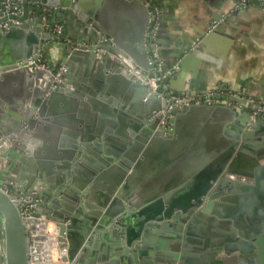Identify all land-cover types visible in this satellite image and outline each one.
I'll list each match as a JSON object with an SVG mask.
<instances>
[{
    "label": "water",
    "instance_id": "1",
    "mask_svg": "<svg viewBox=\"0 0 264 264\" xmlns=\"http://www.w3.org/2000/svg\"><path fill=\"white\" fill-rule=\"evenodd\" d=\"M21 6L0 17V264H41L39 219L69 264H264V118L202 102L161 125L172 103L148 84L141 0ZM45 7L74 13L91 39L68 43ZM59 42L62 64L40 66ZM28 198L38 203L25 220Z\"/></svg>",
    "mask_w": 264,
    "mask_h": 264
},
{
    "label": "crops",
    "instance_id": "2",
    "mask_svg": "<svg viewBox=\"0 0 264 264\" xmlns=\"http://www.w3.org/2000/svg\"><path fill=\"white\" fill-rule=\"evenodd\" d=\"M141 1L152 13L156 9L160 12L154 53L163 70L177 64L181 69L168 82L164 81L168 91L205 93L224 88L244 94L239 107L248 111L264 99V11L257 0ZM43 9L50 11L47 20L51 24L63 25L66 41L91 39L80 36L82 23L71 11ZM219 15L221 21L211 23ZM63 48L64 43L52 45L46 58L49 65L62 64ZM159 187L156 185V189ZM146 197H138L136 203Z\"/></svg>",
    "mask_w": 264,
    "mask_h": 264
},
{
    "label": "built area",
    "instance_id": "3",
    "mask_svg": "<svg viewBox=\"0 0 264 264\" xmlns=\"http://www.w3.org/2000/svg\"><path fill=\"white\" fill-rule=\"evenodd\" d=\"M263 11H264V0H257ZM148 3H152V0H148ZM15 14V15H21L22 14V6H21V0H1L0 2V17L6 16L8 14ZM50 11L43 10V21L46 23V27H49L50 22H48V17ZM152 13V12H151ZM159 19H160V12L159 10H155L152 13V20H151V31L149 35V39L151 41V45L153 48L152 53V66L155 74L149 78V85L152 87V89L159 94L160 97L167 100V102L171 101V105L169 106V109L167 111L161 110L158 115L162 116L161 118V125H165L166 122V113L170 112V109L174 106H184L189 105L191 103L199 104V103H208V104H214V103H223L228 105H234L237 108L239 107V102L245 99L244 94L240 92H231L224 88H219L215 91L205 92V93H198V92H185V93H173L168 91L164 85H161L167 78L173 77L177 75L180 72V66L179 64L175 65L172 69L164 71L162 64L160 63L158 54L154 53V50L157 48L156 46V38L158 35L159 30ZM53 31L57 34H63L64 27L58 23L53 24ZM70 43V41H68ZM75 47L77 46L76 43H74ZM40 66L44 68H50L53 67L52 65H49L48 63L41 64ZM65 67L62 66L56 71L54 74L53 82L54 87L58 85H64L65 79L62 77V74L65 72ZM255 108L251 110V123H255L259 118H264V99H260L257 102L254 103ZM38 201H34L32 198H28L25 200L24 203L20 205L21 214L25 220L32 218V209L37 206ZM39 221H43L44 227L43 228H37L36 231L30 233L31 235H42L45 237L44 241L42 242V248L40 251V258H41V264H69L67 262H64L62 260L63 257L67 255L66 249H60L58 247V233L55 225L50 222L43 219H39ZM38 221V222H39ZM38 224V223H37ZM51 225L53 228H48V226ZM39 226V225H38Z\"/></svg>",
    "mask_w": 264,
    "mask_h": 264
},
{
    "label": "bare ground",
    "instance_id": "4",
    "mask_svg": "<svg viewBox=\"0 0 264 264\" xmlns=\"http://www.w3.org/2000/svg\"><path fill=\"white\" fill-rule=\"evenodd\" d=\"M44 226L45 225H44L43 221H39L38 224L36 225L37 228H43ZM48 228L51 229V228H53V226L49 225ZM43 229H45V227Z\"/></svg>",
    "mask_w": 264,
    "mask_h": 264
},
{
    "label": "trees",
    "instance_id": "5",
    "mask_svg": "<svg viewBox=\"0 0 264 264\" xmlns=\"http://www.w3.org/2000/svg\"><path fill=\"white\" fill-rule=\"evenodd\" d=\"M49 15V14H48ZM161 85H165V83L163 82V83H161Z\"/></svg>",
    "mask_w": 264,
    "mask_h": 264
},
{
    "label": "flooded vegetation",
    "instance_id": "6",
    "mask_svg": "<svg viewBox=\"0 0 264 264\" xmlns=\"http://www.w3.org/2000/svg\"><path fill=\"white\" fill-rule=\"evenodd\" d=\"M62 25V24H61ZM63 26V25H62ZM64 32V31H63ZM64 34V33H63ZM70 43H72V42H70ZM74 44V43H73Z\"/></svg>",
    "mask_w": 264,
    "mask_h": 264
}]
</instances>
